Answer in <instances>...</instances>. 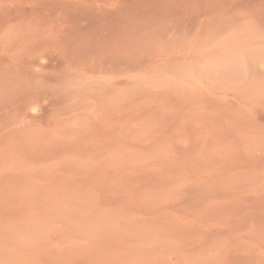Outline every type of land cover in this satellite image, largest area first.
Returning <instances> with one entry per match:
<instances>
[{
  "label": "rangeland",
  "instance_id": "obj_1",
  "mask_svg": "<svg viewBox=\"0 0 264 264\" xmlns=\"http://www.w3.org/2000/svg\"><path fill=\"white\" fill-rule=\"evenodd\" d=\"M0 264H264V0H0Z\"/></svg>",
  "mask_w": 264,
  "mask_h": 264
},
{
  "label": "bare ground",
  "instance_id": "obj_2",
  "mask_svg": "<svg viewBox=\"0 0 264 264\" xmlns=\"http://www.w3.org/2000/svg\"><path fill=\"white\" fill-rule=\"evenodd\" d=\"M55 53V52H54ZM55 58H58V57H55ZM37 60V59H36ZM54 61H56V60H54ZM37 61H35V63H36ZM38 63V62H37ZM43 65V64H42ZM44 66V65H43ZM46 66H48V65H46ZM53 66V65H52ZM16 67V66H15ZM57 67V66H56ZM55 67V68H56ZM53 68V67H52ZM57 68H59V67H57ZM61 68V67H60ZM21 109V108H20ZM25 109V108H24ZM22 114V113H21Z\"/></svg>",
  "mask_w": 264,
  "mask_h": 264
}]
</instances>
